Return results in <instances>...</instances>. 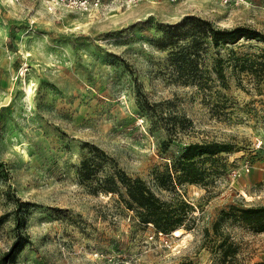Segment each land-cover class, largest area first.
<instances>
[{"label": "rangeland", "instance_id": "obj_1", "mask_svg": "<svg viewBox=\"0 0 264 264\" xmlns=\"http://www.w3.org/2000/svg\"><path fill=\"white\" fill-rule=\"evenodd\" d=\"M198 20L264 35V0H136L91 13L0 0V259L22 235L9 264L264 262V232L222 220L264 206V41L215 47L209 36L193 63H178L168 31ZM212 142L229 152L196 158L203 182H177L171 168L187 147ZM118 171L185 210L182 225L159 234L143 223Z\"/></svg>", "mask_w": 264, "mask_h": 264}, {"label": "trees", "instance_id": "obj_2", "mask_svg": "<svg viewBox=\"0 0 264 264\" xmlns=\"http://www.w3.org/2000/svg\"><path fill=\"white\" fill-rule=\"evenodd\" d=\"M168 35H170L169 41L164 46L173 50L171 56L178 63H193L192 58L199 56L198 48L207 42L209 36L211 37L210 42L215 47L235 44L242 39L264 41V35L250 28L235 27L232 29H219L207 20H198L195 26L189 28L184 33L168 31ZM182 35L192 38L185 47L180 45L179 37ZM175 36H178L177 39H175ZM180 66V69H182V65ZM242 68L244 69L246 67ZM215 71L219 80H225L222 59L217 60ZM223 152H229L228 145L217 142L194 143L189 145L180 159L172 165L171 169L174 179L179 183L196 184L203 182L205 174L197 167L196 158L201 156H216ZM117 175L121 184L126 188L129 206L137 209L138 215L141 217L143 223L153 225L159 234L174 231L182 225L186 216L185 210L177 212V210L171 209L140 178L132 179L123 171H118ZM86 178H90V175ZM162 184L166 186L165 181H162ZM229 217H233L235 220L249 226L257 233L264 232V206L241 209L233 208L230 212H222V220ZM218 229L219 222L214 225V231L218 232ZM26 243L27 239L19 235L9 251L1 257L0 264H9L10 259L16 254L18 248ZM219 247L224 250V263L229 258V262L231 263L236 260L235 256L238 248L233 243H229L228 238H225ZM253 264H264V262Z\"/></svg>", "mask_w": 264, "mask_h": 264}, {"label": "built area", "instance_id": "obj_3", "mask_svg": "<svg viewBox=\"0 0 264 264\" xmlns=\"http://www.w3.org/2000/svg\"><path fill=\"white\" fill-rule=\"evenodd\" d=\"M22 1V0H16ZM50 11L59 9L79 11L82 13H91L106 9L110 3H120L122 5H131L136 0H42Z\"/></svg>", "mask_w": 264, "mask_h": 264}, {"label": "bare ground", "instance_id": "obj_4", "mask_svg": "<svg viewBox=\"0 0 264 264\" xmlns=\"http://www.w3.org/2000/svg\"><path fill=\"white\" fill-rule=\"evenodd\" d=\"M44 4H45V3H44ZM46 7H47V6H46ZM175 233L178 235L179 231H176ZM174 235H175V234H174ZM180 236H181V235H180Z\"/></svg>", "mask_w": 264, "mask_h": 264}]
</instances>
